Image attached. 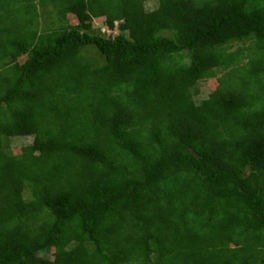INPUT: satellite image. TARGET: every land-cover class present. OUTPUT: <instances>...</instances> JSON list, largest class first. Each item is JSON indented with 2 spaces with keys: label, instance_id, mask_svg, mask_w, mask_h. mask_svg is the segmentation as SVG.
<instances>
[{
  "label": "trees",
  "instance_id": "trees-1",
  "mask_svg": "<svg viewBox=\"0 0 264 264\" xmlns=\"http://www.w3.org/2000/svg\"><path fill=\"white\" fill-rule=\"evenodd\" d=\"M0 264H264V0H0Z\"/></svg>",
  "mask_w": 264,
  "mask_h": 264
},
{
  "label": "rangeland",
  "instance_id": "rangeland-1",
  "mask_svg": "<svg viewBox=\"0 0 264 264\" xmlns=\"http://www.w3.org/2000/svg\"><path fill=\"white\" fill-rule=\"evenodd\" d=\"M146 6H147V9L150 10L153 8V6H155V4H153L152 2H148ZM206 90H209V88H204V91H203L204 94H207ZM201 97H204V96H201ZM32 141H33L32 137L16 138L12 142V147L15 149L22 148L23 146L30 144Z\"/></svg>",
  "mask_w": 264,
  "mask_h": 264
}]
</instances>
